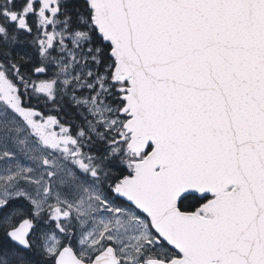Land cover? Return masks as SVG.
<instances>
[{
    "label": "water",
    "instance_id": "95a60500",
    "mask_svg": "<svg viewBox=\"0 0 264 264\" xmlns=\"http://www.w3.org/2000/svg\"><path fill=\"white\" fill-rule=\"evenodd\" d=\"M85 1L128 82L129 150L152 146L115 195L180 255L168 264H264V0ZM188 195L213 198L180 211ZM30 234L8 238L26 250ZM55 264L121 262L65 248Z\"/></svg>",
    "mask_w": 264,
    "mask_h": 264
},
{
    "label": "rangeland",
    "instance_id": "374dc122",
    "mask_svg": "<svg viewBox=\"0 0 264 264\" xmlns=\"http://www.w3.org/2000/svg\"><path fill=\"white\" fill-rule=\"evenodd\" d=\"M7 12H2L6 18ZM4 17H0V43L9 46L7 41L11 43L19 37L14 31H3V22H7ZM55 21L57 26L53 30L39 28L34 36L35 42L30 43V49L18 45L19 43L11 48L14 53L19 52L16 46L21 51L32 54L35 51L36 58L31 54L30 61L38 63L44 70L43 79L36 80L30 89L23 86L22 91L28 90L33 99L39 96L51 102L70 85L75 91L94 90L91 98H77V103L86 107L97 122L104 124L105 129L118 127V110L106 103L103 94L109 92L110 86L106 83H113L117 97L123 99L122 94L126 88H122V75L118 72L115 75L114 71L115 77L111 79L109 76L107 81L106 76L92 77V69L86 68V61L98 60V57L90 58L92 55L89 54V49L83 47L89 38L69 29L66 23L60 25ZM42 43L44 47L40 50ZM81 58L82 73L74 67ZM0 86H3L1 80ZM23 103L25 98L22 100L14 94L10 102H5L4 97H0V231L8 232L19 222L26 220L30 212L33 219L44 218V223L48 221L52 228L46 229L47 233L43 234L35 232L34 237H40L38 247L44 258L54 260L61 242L72 233L65 229L72 223L71 218H74L73 225L76 226L73 235L82 248L83 256H91L96 251L97 245L93 242L96 234L111 226L116 230L112 238L117 236L118 252L124 260L123 264L140 263L138 255L134 256L130 251L139 242L152 241L153 234L148 221L131 208L110 209V203L101 194V183L95 167L84 156L76 140L71 139L54 119L44 118L34 112H16L10 109L15 104L18 108H24ZM112 113L114 118L109 116ZM32 118L35 123L45 125L46 133L56 136L52 146L44 145L37 131L28 126V121ZM140 159V154L128 156L131 169ZM44 161H47V166L43 165ZM20 198L29 205L18 201ZM61 215H67L64 218L67 221L62 222L63 219H59ZM17 253L19 252L16 250L0 253V264H24Z\"/></svg>",
    "mask_w": 264,
    "mask_h": 264
},
{
    "label": "flooded vegetation",
    "instance_id": "af4514ba",
    "mask_svg": "<svg viewBox=\"0 0 264 264\" xmlns=\"http://www.w3.org/2000/svg\"><path fill=\"white\" fill-rule=\"evenodd\" d=\"M67 0H0V17H4L2 12L3 11H8V17H4L7 19L6 24L3 22L5 25L3 27V31L10 32L14 31V33L17 35L18 34V39L16 38L14 42H8V45L13 49V46L21 45L22 47H25L27 49H30V43L35 42L34 36L35 33L39 31V28H49V29H55L56 24L55 20L59 22L60 25L63 22V19H65V11H64V4L66 3ZM57 11V12H56ZM62 19V20H61ZM87 34V33H86ZM5 42V41H4ZM44 43H42V46H40V50L44 47ZM3 44L0 43V48H2ZM4 46H6L4 44ZM17 48V46H16ZM84 48L89 49V54L92 55L90 58H95L98 57V48L96 47L95 44L91 43L90 45L84 46ZM32 51V49H31ZM14 53V52H13ZM98 60H88L86 61V68L92 69V77H102L106 76V81L108 79V68L102 69L100 72H97V69H93L95 66L100 65V58H97ZM28 61L20 62L14 60H0V80L3 83V86H0V97H4L5 102H10L12 101V94L15 95V97L20 96L23 100V97L25 98V103L23 105L26 108H32V106H39L38 104V98L42 97H37L36 99H33L32 95L28 90L22 91V87L24 86L27 89H30V86L38 79H43L44 77V70L42 67L38 66V63H29L30 65L24 68V71L20 70L19 65H24L28 64ZM82 58L80 62L75 63V69L78 70L80 69L81 73L83 70L82 66ZM91 66H89L90 64ZM89 66V67H87ZM114 67V63H113ZM48 70V69H47ZM112 71L110 72V78L113 79L112 77ZM88 82H91V80H87ZM126 81H123L122 83H125ZM109 85V92L106 94H103L105 96L104 100L106 101L109 98H113V94L117 95V90L115 89V85L113 83L107 84ZM127 85L126 83L123 84L122 86ZM27 86V87H26ZM6 87V89H5ZM19 87V91H18ZM124 88V87H123ZM24 89V88H23ZM65 89L64 92L61 95H58L56 99L53 101H48V103L52 106H56L58 108V111L55 112L54 110H47V109H40L39 108H34L32 109H26L24 108H18L17 105H13L10 109L17 111H25V112H34L36 114L42 115L44 118H51L54 119L59 126L64 128L66 132L70 135L71 139H75L77 142L78 147L80 148V142L85 140V134L83 130H78L76 135L70 134V130L65 128L64 121L63 119H60V116H64L65 111V99L67 98L65 94ZM21 91V92H20ZM94 90H74L73 94L69 96L70 98V104H73V106L76 108L77 112L81 114V112H85L84 114V122L86 124H92V117L89 113L86 107H84L81 103H77V98H91V96L94 94ZM6 96L8 98H6ZM44 100H46L44 98ZM122 99L117 97V101H121ZM47 101V100H46ZM123 101V100H122ZM35 104V105H34ZM123 107V106H122ZM121 109H117L116 107H112L115 110H118V113L116 114V118L118 119L116 128L110 129L113 131V133L110 135L111 140L108 142L110 146V151L113 155L120 156V158L117 157V163L121 166V168H124L126 170V174L123 176H119L118 172L116 169H111V172H114V178H118L117 182L112 185L109 190H106L100 185L101 187V194L104 197L106 201L110 203L109 207L111 206L110 209H134L141 217L145 218L148 221L149 227L151 229V233L153 234L152 241H148L146 243L142 242L136 245V248H134L130 253L132 255H138V257L141 259L140 263L138 264H148L149 262H162L165 264L171 263L176 259L180 258V255L174 251L172 248H170L168 245H166L162 239L156 235V233L153 231L149 220L139 213L132 205L129 203L125 202L123 199L120 197L116 196L115 193L113 192V189L119 185L124 179L129 178L133 175L134 171V164L131 166L129 165L128 161V156L132 153L128 149V144L130 141V134L126 133V130L124 129V125L126 122L129 120L128 117V111H123ZM110 117L114 118V114H110ZM35 119L32 118L28 121V126L33 128L34 130L37 131L38 137L42 138L43 144L52 146V142H54L55 137L51 136L50 134L45 132V125H41L38 123L34 122ZM64 131V130H63ZM64 133V132H63ZM59 137V136H57ZM59 140V139H58ZM69 143L71 141H68ZM149 147V146H148ZM148 147L145 149V151L140 153L141 159L138 160L142 161L147 154L151 151V148L148 150ZM136 163V162H135ZM131 170V172L129 171ZM133 170V171H132ZM213 197H203L199 198L197 196L193 195H188L179 202L181 203L182 201H188L191 199L197 200V201H202V203L195 209L192 210H181L183 212H195L197 211L201 205H203L205 202L208 200L212 199ZM109 209V210H110ZM28 218L24 221H28L31 224V234L28 237V242H29V247L26 250H22L18 248L20 251H33L36 250L39 252V247L38 244L40 243L38 240L40 237L36 238L34 237L35 232L37 234H43L47 233L46 227L50 226L52 228V224L47 221V223H44V218H35L33 219L31 213ZM67 215H61L59 216V219H63L62 222L67 221L64 220ZM72 223L70 221L68 222L69 226H67L65 229H68V231H71V235L68 236L67 238H64L63 241L60 244V249L65 248H71L75 255L82 260L84 263H91L94 259L95 256L98 254L102 253L105 251L107 248L111 247L114 252L115 256L117 257L118 260H120L121 264H123V258L120 256L118 252V243L116 241L117 236L113 239V234L116 233V230L114 227L108 226L107 229H101L100 232L96 234L95 240H93L94 244L97 245L96 251L91 255V256H83L81 253L80 246L78 245L77 240L74 238L73 233L76 231V226L73 225V220L74 218H71ZM23 222V221H22ZM21 223V222H19ZM18 223V224H19ZM17 224V225H18ZM16 225V226H17ZM15 226V227H16ZM39 230H44V231H39ZM48 230V229H47ZM103 230V231H102ZM59 253V252H58ZM40 255V252L38 253ZM42 254V253H41ZM17 255L22 257V263L28 264L29 262V255L19 252ZM32 255V254H31ZM43 255V254H42ZM57 256V255H56ZM56 258V257H55ZM55 264V259L53 260Z\"/></svg>",
    "mask_w": 264,
    "mask_h": 264
},
{
    "label": "trees",
    "instance_id": "16d2710c",
    "mask_svg": "<svg viewBox=\"0 0 264 264\" xmlns=\"http://www.w3.org/2000/svg\"><path fill=\"white\" fill-rule=\"evenodd\" d=\"M65 13V21L66 25L69 29L74 30L78 33L86 34L89 38L88 42H85L83 47L86 45H90L91 43L95 44L98 48V57L100 58V65L95 66L93 69H97V72H100L102 69L108 68V76H110V72L113 69L114 60L110 56V45L103 41V39L98 35L95 27L93 26V22L91 20V10L88 8L87 3L84 0H67L64 4ZM3 46L0 48V60H16L20 62L28 61L29 63H36L31 60V52L21 51L20 47H17L19 52L13 53L14 51L9 48V46ZM34 54L32 56L36 58V52L33 51ZM19 65L20 70L24 71V68L29 66L30 64ZM90 64V63H89ZM91 66V64H90ZM72 85L68 86L65 89V94L67 98L65 99V114L64 116H60V119H63L65 128L70 130V134L76 135L78 130H83L86 132L85 140L80 142V149L84 152V156L89 158L90 164L95 167V171L99 177V182L102 187L106 190L114 185L118 178H114V172H111V169H116L119 176H124L126 174V170L121 168V166L117 163V157L120 156L113 155L111 153L110 146L108 145L111 140L110 135L113 133L110 129H105L104 124L101 122H97L94 117H92V124H86L83 120L84 111L79 114L73 104H70V98L73 94ZM38 105L40 109L54 110L58 111L56 106H52L48 103V101L44 100V98H38ZM106 103L110 107H116L117 109H121L124 105V102L121 100L117 101V95L113 94V98H109L106 100ZM84 113V114H83ZM151 147H148V150ZM131 172V170L129 169ZM18 201H23L27 205L28 202L24 199L20 198ZM203 201V200H202ZM202 201H197L194 199L188 201H182L179 203V209L181 210H192L197 208ZM31 213V212H30ZM42 217H39L41 219ZM46 229H51V227L47 226ZM18 251L23 252L26 255H29L28 264H54L53 259H46L36 250L33 251H20L17 249L9 240L6 231H0V253H8L10 251ZM32 254V255H31Z\"/></svg>",
    "mask_w": 264,
    "mask_h": 264
}]
</instances>
